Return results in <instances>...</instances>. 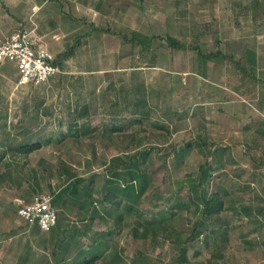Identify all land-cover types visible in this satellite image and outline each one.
I'll use <instances>...</instances> for the list:
<instances>
[{
    "label": "rangeland",
    "instance_id": "rangeland-1",
    "mask_svg": "<svg viewBox=\"0 0 264 264\" xmlns=\"http://www.w3.org/2000/svg\"><path fill=\"white\" fill-rule=\"evenodd\" d=\"M263 2L0 0V36L34 28L56 56L77 44L62 73L44 85H19L12 69L0 75V264H15L20 251L32 249L38 259L30 264L63 257L61 235L30 231L17 214L19 206L36 194H51L49 184L58 189L59 173L67 167L94 181L93 206L102 208L106 166L127 145L150 152L141 167L148 184L133 207L138 211L126 212L120 230L116 212L95 218L91 230L105 234L110 246L96 264H106L116 251L130 263L140 264L142 257L146 264H176L179 244L201 217V165L225 209L213 226L217 235L205 231L186 242L191 248L185 264H264ZM168 35L185 47L171 48ZM195 45L221 55L205 60ZM131 88L147 103L135 107ZM85 104L92 107L90 124L98 128L77 136V128H70L83 122L78 110ZM144 117L143 124L134 123ZM115 122L126 127L111 138ZM22 141L42 147L24 153L17 148ZM188 142L195 145L181 150ZM32 169L36 175L26 179ZM67 209L70 225L88 222L70 203ZM141 212L164 218L174 230L157 241L135 237L132 227ZM90 236L60 264H82L93 244Z\"/></svg>",
    "mask_w": 264,
    "mask_h": 264
},
{
    "label": "trees",
    "instance_id": "trees-1",
    "mask_svg": "<svg viewBox=\"0 0 264 264\" xmlns=\"http://www.w3.org/2000/svg\"><path fill=\"white\" fill-rule=\"evenodd\" d=\"M132 36H135V33H132ZM166 39L168 45L171 48L183 49L185 47L180 40L173 36L168 35ZM80 40L81 36L78 35L77 42L79 43ZM129 40L134 39L129 38ZM141 42L145 49L149 47L146 46V43H144L143 41ZM76 45L77 44L72 47L66 48L63 52H61V54H58L56 62L62 66L63 61L74 54ZM194 48L198 50V53L205 60L221 55V52H219L218 50L215 52L205 53L202 52L200 46L198 45H195ZM254 62L255 58L253 59V63ZM237 63L241 64V62L239 61H237ZM242 70L246 71L247 69L242 67ZM255 70L256 69L253 67L252 71ZM254 77L256 78L255 75ZM131 89L132 91H135V107H138V102L140 103L142 102V100L146 102L144 98L138 97V93L140 94V92L137 93V90L133 88ZM118 90H121L123 92V89L121 88H119ZM136 111L137 110H135L133 113H138ZM91 112L92 107H90L89 105L85 104L83 106H80L78 110V118L81 119L83 122L80 123L79 127L73 125L70 128V130H72L74 127L77 128L75 131L77 136L87 135L91 131H95L98 128L97 124H90L89 120H92L93 118V114H91ZM145 118L146 117L139 119L136 118L134 120V123L143 124L146 120ZM125 127L126 126L124 125L116 124V122L110 124V130H108V132L111 134H109V137L112 138L114 135L113 133L117 131H123ZM131 143L135 144V139H132ZM196 144L199 145L198 142ZM194 145L195 144L188 142L181 150L186 149L188 151ZM41 147V142L23 143V141L17 146V148L23 151L24 153H31L37 149H40ZM129 149L130 146L127 145L126 150L123 151L122 154L114 156L111 159L110 164L106 166L107 172L110 173V175L105 177V183L101 187V191H99V193L101 192V197L100 199H98V202H100V204L102 202L105 203L100 209L96 206H93L94 203H96V200L92 199L93 194L91 190L94 181H87V178L77 175L76 173L68 170L67 167H63V171H60L61 173H59L61 177V182L59 184L58 189H54L49 184V190L51 195L53 196V205L56 206L58 209V222L49 232L55 234L58 233L61 235V237L63 236V241L64 243H66V248L64 247L63 257H65V254H68V252L73 249V247H77L79 246V244H82L80 243L81 240L84 237H87L90 232H92V236H90V238L92 239L93 244L90 245V248L88 250L84 251L85 256L82 259L81 263L96 264V261H98L102 257V255H104L105 249L110 248V246L107 245L109 243V240L106 238L105 234L100 233V231H95L93 233V230H91V225L94 222L95 218H104V215L114 216V212H116L117 215L115 217L114 224L115 227L120 230L124 223V219L126 220V212L138 211V209H134L133 207L145 191L148 184L149 176L147 172H145V168L141 167L144 165L145 159L147 158V156H149L150 152L146 150L135 151V149ZM175 152L177 153L178 157L181 156L178 150H176ZM3 156L4 153L0 157L3 158ZM204 167V165H201L200 167L201 175L198 182V186L201 191L200 198L198 199V204L202 205L201 217L199 221L195 224L194 228L191 230L187 239L183 241L182 244H179V253L177 258L175 259L176 262H173L176 264H185L189 262L188 249L191 247H189V243H186L187 241L190 240L189 242L191 243V240H194L197 237L199 238L203 233H205V231H208L209 233H216L218 231L216 228H213V226H215L216 223L221 220L220 215L225 209V200L222 198L221 193L219 191L210 190V188L208 187L209 175L206 171V168ZM65 173L67 174V177L63 178ZM35 175L36 171L32 169L27 176L28 178L26 179L30 180V178L34 177ZM190 197L192 201H195L194 196ZM69 203L73 206V208L76 207L79 209L78 214L82 216L81 220H88V222H85L82 227L70 225L68 217L66 216V210H68L67 207ZM90 206L94 207L93 210H91ZM101 209H104L105 212L101 211ZM119 209H122L120 213H118ZM61 210L62 212H60ZM101 212L104 213V215ZM175 215L176 214H174V216ZM22 221L27 224L24 220ZM136 223L137 225L132 227L133 235L139 239H144L145 241L148 239L151 241H157V239L161 235L165 234V232H172L174 230L170 223L164 218H159L155 216L153 219H150L149 217H146L143 212L139 213V219ZM34 227L35 230L38 231L39 227L37 225H35ZM108 233L111 234L113 233V231L109 230ZM98 236L99 238H97ZM58 254H60V252L56 251L53 253V256L58 257ZM63 257H60L59 259L56 258V262L59 261L58 264H60L63 260L66 259ZM139 260L140 264H146V260H142V257ZM106 264H135V262L134 260L132 263L127 262L123 259L121 253L119 251H116L112 254V257L109 261H107Z\"/></svg>",
    "mask_w": 264,
    "mask_h": 264
},
{
    "label": "built area",
    "instance_id": "built-area-1",
    "mask_svg": "<svg viewBox=\"0 0 264 264\" xmlns=\"http://www.w3.org/2000/svg\"><path fill=\"white\" fill-rule=\"evenodd\" d=\"M56 58L34 28L21 27L0 36V75L8 69L15 70L19 85L38 87L62 73ZM17 214L45 232L58 222V209L51 194H36L30 202L19 206Z\"/></svg>",
    "mask_w": 264,
    "mask_h": 264
},
{
    "label": "crops",
    "instance_id": "crops-1",
    "mask_svg": "<svg viewBox=\"0 0 264 264\" xmlns=\"http://www.w3.org/2000/svg\"><path fill=\"white\" fill-rule=\"evenodd\" d=\"M60 209V208H59ZM35 225H29V224H27V228L28 229H30V231H34V232H37L36 230H35V227H34ZM41 230V229H40ZM42 231V230H41ZM45 232V231H44ZM215 232H212L211 234L212 235H217L218 234V231L214 234ZM63 239V236L61 237V240ZM35 252H34V250L32 249V250H30L29 251V253H24L23 251H20L19 252V254H18V257H17V260H16V262H15V264H30V262H34V263H36L37 262V259L38 258H35ZM64 258V257H63ZM63 261H65V260H63ZM63 261L61 262V263H63ZM53 264H58V262H53Z\"/></svg>",
    "mask_w": 264,
    "mask_h": 264
}]
</instances>
